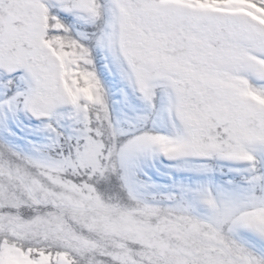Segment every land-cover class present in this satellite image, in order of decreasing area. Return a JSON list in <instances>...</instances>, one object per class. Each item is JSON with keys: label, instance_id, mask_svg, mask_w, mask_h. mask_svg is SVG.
<instances>
[{"label": "snow or ice", "instance_id": "obj_1", "mask_svg": "<svg viewBox=\"0 0 264 264\" xmlns=\"http://www.w3.org/2000/svg\"><path fill=\"white\" fill-rule=\"evenodd\" d=\"M0 264H264V0H0Z\"/></svg>", "mask_w": 264, "mask_h": 264}]
</instances>
